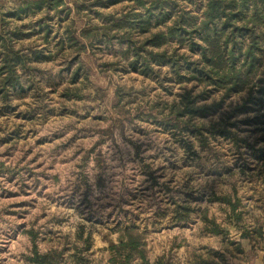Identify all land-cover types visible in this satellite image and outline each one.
Returning <instances> with one entry per match:
<instances>
[{"label": "trees", "instance_id": "trees-1", "mask_svg": "<svg viewBox=\"0 0 264 264\" xmlns=\"http://www.w3.org/2000/svg\"><path fill=\"white\" fill-rule=\"evenodd\" d=\"M10 1L13 9L1 6ZM76 13L84 9L85 0H73ZM88 8L100 18L99 25L86 23L79 30H66L55 45V52L23 44L32 33L49 42L54 31L47 23L50 11L58 14L66 0H0V113L9 111V99L41 86L34 76L36 63L52 59L67 50L77 51L74 69L69 72L66 91H76L80 74L87 78L90 69L80 54H93V48L118 43L112 64L100 63L101 69L133 72L153 79L160 91L153 97L117 85L115 107L135 103L133 116H145L178 143L186 155H197L193 141L200 148L222 138L231 142L235 154L244 148L247 157L240 169L255 171L264 181V0H91ZM123 3L119 14L108 12L110 6ZM128 4V5H127ZM66 9H68L66 7ZM87 9V10H89ZM125 9V10H123ZM42 17L32 21L34 14ZM24 19L29 21L25 22ZM20 22V23H17ZM57 33V32H56ZM62 34V33H61ZM66 46V48H64ZM84 56V55H83ZM95 86V85H94ZM96 87V86H95ZM146 96V97H145ZM122 114L127 111H120ZM203 122V119L208 117ZM251 128L253 137H240L237 127ZM208 149V148H207ZM252 157L253 162L246 158ZM236 203H233L234 210ZM185 220L189 209L181 207ZM181 217V218H182ZM260 235V226L253 229ZM117 243L109 244V264H132L145 260L144 235L134 225L118 228ZM241 235H246V232ZM64 260L61 251H34L31 264H89L75 252ZM225 258L210 248L191 251L184 264H219ZM159 264V262L157 263Z\"/></svg>", "mask_w": 264, "mask_h": 264}, {"label": "rangeland", "instance_id": "rangeland-1", "mask_svg": "<svg viewBox=\"0 0 264 264\" xmlns=\"http://www.w3.org/2000/svg\"><path fill=\"white\" fill-rule=\"evenodd\" d=\"M89 1L91 0H85L84 9L77 14L73 0H66V6H60L58 14L50 11L47 16V23L57 32L50 35L49 42L43 40L41 34L32 33L23 44L42 48L45 53L48 50L55 52V45L65 37L66 30L77 31L89 22L99 25L101 20L97 15L92 14V9L88 8ZM13 5L7 1L1 9L9 11L13 9ZM122 5L123 3L110 6L107 11L119 14ZM42 16L40 12L32 15L31 19L34 21ZM24 21L29 20L24 19ZM121 47L113 42L100 48H93V54L88 50L80 54V60H84L83 64L91 72L88 79H85L84 74L80 77L77 85L82 99L77 100L75 104L58 110L62 104L75 101L59 96L60 89L68 84L69 72L66 66L70 64L74 69L76 62L73 57L78 53L66 49L69 54L65 57L60 52L52 59L35 64L37 69L34 71V76L40 82L33 81L41 86L38 92L42 95L39 101L43 108L39 109L35 104V94L28 92L25 96H12L8 100L11 109L9 111L4 109L0 113V264H31L28 258L31 257L34 245L40 252L47 244L58 247L60 242H63L60 222L104 216L111 221L125 219L127 223L117 222L115 229L101 233L107 235L116 233L118 238V228L128 224L134 225L137 231L144 235L145 260L148 264H157L158 247L156 242L151 243L155 237L153 230L158 225L157 217L154 215L162 208L163 213L159 217L162 222L168 224L171 209L167 204H161V201L167 197L166 191H162L161 184L168 183L169 187L174 188L172 182L180 181V190L186 191L187 189H184L189 181V185L200 192L209 189L210 186L215 189L220 186L227 189L231 184L240 181L238 169L233 167L247 157L243 154L247 151L244 148L240 149L241 155H236L231 143L222 138L210 141L205 148H200L199 144L193 141V149L199 155L198 157L186 155L169 134L153 125L145 116H133L132 109L136 102L126 105L124 98L117 107L113 105L115 96L113 89L117 85L136 90L137 99L141 100H144V97L139 95L140 90L144 89L148 97H153L161 90L153 79H145L133 72H124L122 68L114 71L112 67L101 69L97 66L100 63L112 64L116 60L115 52ZM48 76H51L52 81L63 78L56 87L57 91L51 86ZM123 110L127 112L122 114L120 111ZM111 113L113 117H117L120 125L123 127L125 125L124 135L125 137L127 135V140L132 145L138 146V155L126 138L118 133L115 141L119 142V146L111 140V144L101 143L92 154L93 157L96 154L104 160L103 168H98L91 158L82 166V170H79L81 168H78V164L74 166L73 160H67L64 152L57 146L61 139L53 138L54 136L50 139L52 133L61 134L66 132V128L74 131L77 127L89 129V126H102L106 124L105 118ZM212 117L203 119V122L213 119ZM136 123L139 125H135ZM237 131L240 137L247 139L253 137L249 126L241 124L237 127ZM78 132L79 130L75 131ZM43 139L44 142L40 144V140ZM78 141L82 142L81 139ZM259 147H264V144H260ZM122 155L126 158L121 157ZM251 158L246 159L252 161ZM94 166L98 169L101 179L100 190L92 186ZM151 166L156 169L155 175L159 183L155 187H150V182L145 180V176L141 173L144 168L152 169ZM225 167L230 172L227 170V176L221 181L215 179L214 174H208L209 170L218 171ZM80 171L85 173L89 187H85L83 182H80ZM84 190H86L85 195H83ZM123 192L126 194V199L130 192L131 202L128 204L126 200L125 210L119 208L124 207ZM116 201L119 203L118 207ZM70 205H75L76 208H71ZM187 205L190 206L189 202ZM110 206L117 208L107 209ZM123 211H126V214L130 213V220L126 219ZM145 224L151 225L150 229L142 227ZM49 239L53 240L49 243ZM107 242L108 250L109 244L115 242L112 240ZM64 260L71 261L66 257ZM88 260L89 264H95L91 259ZM102 261L101 257L98 264H102ZM132 264H141V260L135 258Z\"/></svg>", "mask_w": 264, "mask_h": 264}, {"label": "crops", "instance_id": "crops-1", "mask_svg": "<svg viewBox=\"0 0 264 264\" xmlns=\"http://www.w3.org/2000/svg\"><path fill=\"white\" fill-rule=\"evenodd\" d=\"M82 75L83 74H80L78 82ZM50 77L51 76H48V79H50ZM85 79H88V77H85ZM45 80H43V82L47 83ZM55 80L56 79L53 81L51 80V86L54 87V90H56L57 85L63 78ZM77 84L75 85L77 90L71 91L74 94L65 90L67 87H69L70 90L71 86L69 84L64 85L60 89L59 96L61 98L66 100L75 99V101L62 104L58 107V110H62L70 104L73 105L77 100L82 99ZM95 86L98 88L97 85ZM28 92V94H35V104L39 109L43 108L39 101L42 96L41 93L38 91L35 93L33 90ZM27 93L14 96L21 97L25 96ZM73 109L75 110V108ZM62 113L65 112L62 111ZM105 121L106 124L102 126H89V129L77 127V129L73 131L66 128V132L61 131V134L52 133L50 139H52L53 136V138L61 139L57 146H59L60 151L64 152V156L67 160H73L74 166L78 164V168H81L79 170H82V166L88 163L91 158L98 168H103L104 160L96 154L94 157L92 155L93 152H95V148L101 143L111 144V140H114L115 144L119 146V142L115 141L116 136L119 133L125 137V125L124 127L120 125L116 116L113 117L111 113L110 116L105 118ZM135 125H139V123ZM78 130L79 135L75 133V131ZM125 138L135 149V154L138 155V146L132 145V143L127 140V135ZM78 139H81L82 142L78 141ZM86 139L88 141H85ZM43 142L44 139L42 141L40 140L39 143L41 144ZM198 155L199 154L196 156L198 157ZM121 157L124 159L126 158L125 155ZM242 161L243 159L240 163L234 164L233 167V169H238L239 175L241 176L240 181L233 183V185L231 184L230 188L227 189H224L222 186L218 189L210 186L209 189L199 192L197 188L189 185L190 183L187 181L186 188L184 189L187 190L182 191L179 188L180 181L172 180L174 188L169 187L168 183L161 184L162 191H166L165 195H167L166 199L164 198L163 201H161V204H167L171 209L170 222L166 224V222H162L161 217H159L162 215L163 209L161 208L162 211H160L161 209L157 207L158 213L154 216L157 217L156 222L158 225L155 226L154 230L151 227V229L155 231V237L152 239L151 243L156 242L157 244L158 249L156 250V254L159 264H184L188 260L191 251L206 248L214 249L224 256L225 262L223 263L221 261L219 264H264V181L256 177L255 171L241 170L239 165ZM249 162H253V159L252 161L249 160ZM96 166H94L95 170H93L92 174V186L100 190L99 183H101V179L99 178ZM155 170V167L141 170V173L145 176V180L150 182V187L159 185ZM227 170H229L227 167L218 169V171L209 170L208 174H214L215 179L221 181L223 177L227 176ZM76 172L75 176H77ZM79 176L80 182H83L85 187H89V182L87 181L85 173L80 171ZM85 193L86 190H84L83 195H85ZM122 200L124 207L122 208L120 206L119 208L125 210L126 200L128 204L131 202L130 192L127 194V199L126 194L123 192ZM188 202L190 204L189 207L187 205ZM234 202L236 206L234 210H232ZM116 203L118 207L119 203L117 201ZM69 207L76 208L75 205H70ZM117 207L110 206L107 209ZM181 207L189 209L185 220H183L184 218L182 217L183 212ZM123 213L127 217H125L127 220L131 219L129 217V212L126 214V211H123ZM120 221H111V219H107L104 216L79 218L77 221H69L66 223L64 221L60 222L63 242H60L58 247L52 244L44 245L42 252L34 245V250L31 252L33 254L34 251L38 253H46L53 250L61 251L63 258H69L76 252L77 255L91 259L95 264L99 263L101 257L103 258L102 264H109L107 241L112 240L116 243L118 238L116 233L107 235V233L101 232H106V230L110 231L113 230V228L115 229L117 222L122 224L127 223L125 219ZM64 225H67V227L62 228ZM150 226L151 225L145 224L142 227L148 230ZM258 226H260V235H257L253 230ZM243 232H246V235H241ZM52 240L53 239H49V243ZM149 245L150 243L148 242L147 249Z\"/></svg>", "mask_w": 264, "mask_h": 264}]
</instances>
